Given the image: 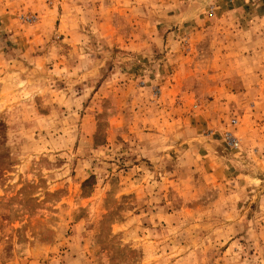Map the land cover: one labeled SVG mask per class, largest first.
Here are the masks:
<instances>
[{"label":"rangeland","instance_id":"1","mask_svg":"<svg viewBox=\"0 0 264 264\" xmlns=\"http://www.w3.org/2000/svg\"><path fill=\"white\" fill-rule=\"evenodd\" d=\"M233 1L0 0V264H264V0Z\"/></svg>","mask_w":264,"mask_h":264},{"label":"crops","instance_id":"2","mask_svg":"<svg viewBox=\"0 0 264 264\" xmlns=\"http://www.w3.org/2000/svg\"><path fill=\"white\" fill-rule=\"evenodd\" d=\"M246 1V2H245ZM239 1L237 0V1H233V3H229V4H231V5H233L234 7H236V6H238V3ZM214 3H219V2H217V1H214ZM250 9V8H252V6L248 3V1L247 0H243V4H240V8L239 9ZM229 10H231V11H235V10H233L232 8H229ZM213 14V13H212ZM264 17V16H263ZM261 22L262 23H264V18L261 20ZM245 24H247L248 26H250L251 24H255V23H253V22H250V23H248V22H246Z\"/></svg>","mask_w":264,"mask_h":264},{"label":"built area","instance_id":"3","mask_svg":"<svg viewBox=\"0 0 264 264\" xmlns=\"http://www.w3.org/2000/svg\"><path fill=\"white\" fill-rule=\"evenodd\" d=\"M234 144H236V143L234 142V139H231V145H234Z\"/></svg>","mask_w":264,"mask_h":264}]
</instances>
